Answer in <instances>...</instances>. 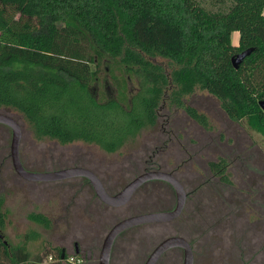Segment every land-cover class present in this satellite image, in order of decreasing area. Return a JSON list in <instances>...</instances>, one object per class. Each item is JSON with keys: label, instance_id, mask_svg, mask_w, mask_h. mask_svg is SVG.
<instances>
[{"label": "trees", "instance_id": "obj_1", "mask_svg": "<svg viewBox=\"0 0 264 264\" xmlns=\"http://www.w3.org/2000/svg\"><path fill=\"white\" fill-rule=\"evenodd\" d=\"M155 57L168 59L170 72ZM196 89L264 136V0H0V106L19 112L38 139L116 152L157 123L163 102L209 129L185 103ZM207 167L230 185L226 158ZM3 204L0 194V230ZM27 218L50 226L40 212ZM38 237L31 230L10 244L0 236V264H24Z\"/></svg>", "mask_w": 264, "mask_h": 264}, {"label": "rangeland", "instance_id": "obj_2", "mask_svg": "<svg viewBox=\"0 0 264 264\" xmlns=\"http://www.w3.org/2000/svg\"><path fill=\"white\" fill-rule=\"evenodd\" d=\"M238 37L237 31L231 33L232 44ZM153 60L166 72L173 67L166 58ZM185 103L207 116L209 129L183 109L163 102L157 123L112 153L82 141L60 144L38 139L19 112L2 106L0 112L20 125L19 155L29 171L85 167L114 194L148 166L171 172L183 185L186 197L181 214L121 233L113 244L110 264H143L157 243L173 235L190 243L193 264H264V136L246 120H230L219 100L205 90L196 89ZM10 141V129L0 124V194L6 211L0 236L5 243L17 244L26 232L39 233L27 244L30 257L24 264L35 259L40 264H98L103 239L114 223L138 213L168 210L176 203L171 185L158 179L142 184L120 207L104 204L82 176L26 180L13 168ZM218 157L228 161L230 185L219 183L208 170L207 163ZM30 212L46 215L50 226L29 220ZM182 260V250L172 248L157 264H182Z\"/></svg>", "mask_w": 264, "mask_h": 264}, {"label": "water", "instance_id": "obj_3", "mask_svg": "<svg viewBox=\"0 0 264 264\" xmlns=\"http://www.w3.org/2000/svg\"><path fill=\"white\" fill-rule=\"evenodd\" d=\"M248 53L249 50H244L232 56L231 62L233 67L238 68L239 64ZM259 105L264 110V101H259ZM0 124L7 126L11 131L10 156L12 165L15 172L26 180L56 181L70 177L82 176L88 180L95 195L104 204L111 207H120L127 204L138 188L149 180H163L171 185L176 196L175 205L168 210L138 213L125 217L114 223L103 239L98 264H110L113 244L116 238L127 229L142 224L168 222L177 218L182 212L186 191L177 177L171 172L160 169H146L130 180L121 190L114 194H110L104 187L100 178L91 169L85 167L74 166L53 171L27 170L23 166L19 155L21 128L18 121L10 115L0 112ZM172 248H179L182 250V264L194 263L193 249L190 243L182 236L173 235L166 237L157 243L143 264H157L161 256Z\"/></svg>", "mask_w": 264, "mask_h": 264}, {"label": "flooded vegetation", "instance_id": "obj_4", "mask_svg": "<svg viewBox=\"0 0 264 264\" xmlns=\"http://www.w3.org/2000/svg\"><path fill=\"white\" fill-rule=\"evenodd\" d=\"M146 169H151V167H145V170ZM75 248H76V250L78 251V247H77V244L75 243ZM62 250H64V249H62ZM87 253L89 254V250H87ZM64 253H62V255H61V257H63L64 255H63Z\"/></svg>", "mask_w": 264, "mask_h": 264}, {"label": "crops", "instance_id": "obj_5", "mask_svg": "<svg viewBox=\"0 0 264 264\" xmlns=\"http://www.w3.org/2000/svg\"><path fill=\"white\" fill-rule=\"evenodd\" d=\"M237 43H238V41H237ZM234 45H237V44H234Z\"/></svg>", "mask_w": 264, "mask_h": 264}]
</instances>
